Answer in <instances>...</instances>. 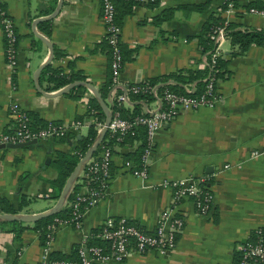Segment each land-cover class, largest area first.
Returning <instances> with one entry per match:
<instances>
[{
  "label": "crops",
  "instance_id": "1",
  "mask_svg": "<svg viewBox=\"0 0 264 264\" xmlns=\"http://www.w3.org/2000/svg\"><path fill=\"white\" fill-rule=\"evenodd\" d=\"M0 1L17 34L16 66L10 71L4 62L0 29V137L14 124L10 103L44 121L68 126L77 118L83 120L89 115L87 100L93 96L90 89L76 84L82 88L52 94L67 83L52 87L48 73L42 70L48 65L66 75L80 76L70 82L84 80L97 90L103 84L109 58L99 0H62L58 11L46 19L42 17L54 9L57 0ZM261 2L264 0L117 2L122 55L119 80L125 85L165 76L166 80L156 79L155 84L164 86L174 83L171 76L178 70L185 73L187 69L202 68L208 56L202 52L197 35L207 17L218 12L225 21L236 22L241 28L264 32V9L248 10L250 3ZM166 9L171 10L170 15L155 20ZM36 33L51 43L52 56L35 75L48 55V47ZM218 59L215 103L179 109L170 121L162 123L152 137L145 177L133 175L122 163L121 152L132 150L134 142L122 146L113 143L110 177L102 197L83 211L78 229L68 223L55 227L50 257L70 254L72 246L79 245L82 237L107 217L124 218L144 232H153L173 197L169 183L202 177L210 194L208 210L199 214L189 197L177 201L174 214L182 218V227L171 249L163 254L154 250L132 253L120 262L97 264L236 263L241 245L250 240L253 230L264 228V42L251 43L240 51L226 36L220 43ZM124 85L115 90L124 93L123 109L131 112L135 103L141 112L158 107L154 95L136 100L127 94ZM181 85L183 92L195 88L192 80ZM103 100L111 108L109 90ZM84 121L77 130L68 127L59 137L0 148V198L16 207L19 197L25 196L26 204L18 213L49 208L56 200L47 183L55 176V169L48 164L49 155L55 150L71 152L74 138L66 132L84 133L88 124ZM81 179L79 171L75 183ZM37 198L40 201L34 202ZM41 244L31 228L14 240L12 233L2 227L0 264H38Z\"/></svg>",
  "mask_w": 264,
  "mask_h": 264
},
{
  "label": "built area",
  "instance_id": "2",
  "mask_svg": "<svg viewBox=\"0 0 264 264\" xmlns=\"http://www.w3.org/2000/svg\"><path fill=\"white\" fill-rule=\"evenodd\" d=\"M117 0H99L100 21L103 26V39L108 45L109 53V95L116 105H121L124 93H116V88L124 84L119 80L122 66L120 49V25L116 20L115 3ZM136 3L148 0H132ZM250 11H263L249 7ZM0 29L4 39V62L6 67L13 71L16 66V42L17 34L14 29L12 18L7 15L0 1ZM213 46L209 51V63L213 65L215 57L220 53V43L226 38L222 25L213 27L210 33ZM215 79L209 77L204 83L203 89L197 95L190 96L188 91L178 92L164 87L157 93L156 86L149 82L143 84L126 85L124 90L134 93H150L157 99L158 107L151 111H145L130 116H122L118 110H112L106 130L118 137L127 131H131L137 125L144 127V146L140 152L137 166L130 159H123V166L131 171L133 175L145 177L151 150L152 137L162 123L170 121L179 109H193L199 105H213L217 100L214 90ZM124 85V86H125ZM9 112L14 124L10 131L0 137V142H20L29 139H46L59 137L66 129L77 130L84 124V120L93 121L92 112L82 119H75L70 125L46 121L44 127L30 130L27 123L29 116L26 111L18 105L10 103ZM103 120L95 121L96 132L99 131ZM138 141L134 140V145ZM111 148L108 145H100L96 154H91L85 162L88 170L81 172L82 179L73 199L68 203L71 207V217L68 224L74 228L80 227L83 211L94 205L103 195L105 186L110 177L109 159ZM81 156V155H80ZM78 156V158L80 157ZM75 183V180L74 182ZM173 187V197L170 206L160 214L153 232L142 231L138 226L130 223L124 218L107 217L100 225L97 232L86 234L82 237L78 248V261L68 259H51L49 256V244L55 228L47 226L46 239L41 244V253L38 264H97L105 261L120 262L132 253H142L148 250L157 251L160 254L167 252L174 245L176 234L181 230L182 218L174 214L177 201L184 197L192 199L194 207L199 214H205L208 210L210 194L205 185L204 178L197 179L180 178L169 183ZM90 239H99L107 242V248L89 245ZM235 264H264V234L260 228L253 230V239L245 241L240 249Z\"/></svg>",
  "mask_w": 264,
  "mask_h": 264
},
{
  "label": "trees",
  "instance_id": "3",
  "mask_svg": "<svg viewBox=\"0 0 264 264\" xmlns=\"http://www.w3.org/2000/svg\"><path fill=\"white\" fill-rule=\"evenodd\" d=\"M117 2H127V4L133 3L132 0H117L116 3ZM221 7L224 8V5H221ZM249 7H253L255 9H264V2H261L260 4L250 3ZM170 13H171V10L166 9L159 16L155 17V20H162L164 18H167L170 15ZM216 25L223 26L225 36L229 37L231 42L236 44L238 47V50L240 51H243L251 43L264 42V32L262 30L241 28L238 23L232 22V21H225L218 14V12H213L203 22L201 30L197 35L198 42H199L202 52L206 53V56H208V59L204 61L203 67L198 68V69H187V70H184L185 73H183V70H178V72L172 74L171 76L174 80V83L165 84L164 86L162 85L156 86V90H161L164 87H167V88L171 87L175 91L183 92L181 84L185 82L186 80H192L194 82L195 88L192 89V91H189L187 94L190 96H194L200 93V91L203 89L204 83L208 80L209 77H212L214 79L217 78V76L220 74V72H218L217 70V67L219 66V63H220L218 56L215 57V60L212 66H210V63H209V51L213 46V41L210 38V33L212 32L213 27ZM105 47L108 52L109 49L106 43H105ZM108 58H109V53H108ZM42 71L43 72L46 71L48 73L47 77L50 81L53 82L52 87L54 88L61 86L63 84H66L80 77V76H74V75H66L62 73L59 69L49 68L48 65L45 66ZM156 79L158 78L142 80L140 82L133 83V84H143V82H149L155 85ZM166 79L167 77L162 76V77H159L158 80L164 81ZM109 82H110V73H109V67H108L105 81L98 88V93L102 99L106 97V94L109 90ZM126 85H131V84H126ZM126 85L124 86L125 88H126ZM80 88H82V86H74L68 89V92L72 90L80 89ZM125 90L127 94L129 93V96L131 98L136 99V100L138 99L147 100V99L152 98V95L150 93H134V92H131L130 90H127V89ZM87 104H88V109H86V113L89 114V110L93 109V112H92L93 121L88 122L86 126V131L84 133L77 132L76 134H73L69 131L66 132V135L74 138L73 150L71 152H63L60 150H55L49 155L48 164L51 165L55 169V176L50 179H47V183L50 185L51 190L53 192V198H57L59 191L61 189V186L66 176L69 174V172L72 170L73 166L75 165L78 159V156L82 155L85 149L93 141L96 135L95 121L103 120V111L97 99L94 96H91L87 100ZM110 105H111L112 110H118L122 116H130L132 114L141 113V111L138 110V103H135L133 111L131 112H128L126 109H123L121 105H116L114 101H110ZM26 113L29 116V118H30V115L32 117V119L30 118L27 123L30 130L33 131V130H36L38 128L45 126L46 121L40 119L34 114H31V113L29 114L28 112ZM62 138L63 137H61L60 139ZM134 140L138 141L135 147L132 150H126V151L123 150L121 152V155L123 159H130L133 162V164L137 166L140 152L145 144L144 127L142 125H137L135 128H132L131 131H127L124 134L120 135L119 137L116 134H111L106 130L102 139L100 140V142L98 143L96 149L92 152V154H96V151L100 147V145L105 144V145L112 147L113 143H117L118 145L122 146L123 144H126V143L132 144ZM109 167H110V161H109ZM86 170H88L87 163L83 165L80 171L84 172ZM79 185L80 183H73L71 190L66 198V202L55 214L41 218L33 223H22V222H16V221L0 222V228L6 227V230L12 233V237L14 240H18L20 238V234L23 230L31 228L38 234L39 241L43 243L46 239V233L48 232L47 226H51L52 228H55L59 223L69 222V219L71 217V207L68 205V203L73 199L74 193L78 190ZM25 204H26V199H25V196L23 195L19 197V201L16 207H13L4 198H0V211L2 213H18V211L22 210ZM260 229L262 233L264 234V228H260ZM99 230H100V227L98 226L95 230H91L90 233L97 232ZM252 239H253V234H251L250 240ZM88 244L107 248V242L103 240H99V239H90L88 241ZM78 248H79V245H74L72 246V250L70 254L68 255L54 254V255H51L50 258L51 259H68V260L78 261L79 260V256L77 252Z\"/></svg>",
  "mask_w": 264,
  "mask_h": 264
},
{
  "label": "water",
  "instance_id": "4",
  "mask_svg": "<svg viewBox=\"0 0 264 264\" xmlns=\"http://www.w3.org/2000/svg\"><path fill=\"white\" fill-rule=\"evenodd\" d=\"M62 0H57V3L54 7V9L48 13L47 15L43 16L42 19H46L49 17H52L57 11L58 7L60 6ZM37 20V19H36ZM39 39L43 41V43L46 44L48 47V55L46 59L37 67L34 74H38L41 67H43L48 61L50 60L52 56V45L51 43L42 35L35 34ZM76 84H82L85 85L90 89L93 96L97 99L102 111H103V124L99 131L96 133L93 141L90 143V145L85 149L83 154L77 159L75 165L73 166L72 170L69 172V174L66 176L61 189L59 191V194L55 200V202L47 209H45L42 212L37 213H0V222H22V223H33L41 218L50 216L55 214L66 202V198L71 190V187L73 185V182L78 175V172L81 170L85 162L88 160L92 152L96 149L98 143L102 139L105 131H106V125L110 119L112 108L108 107L107 104L104 102V100L101 98V96L98 93V90L96 87H94L91 83L84 81V80H76L70 83H67L66 85L62 86L60 89L55 91V93L52 94H58L66 91L71 86H74ZM37 87V86H36ZM38 88V87H37ZM36 142V139L32 138L25 141L20 142H0V148L3 147H22L31 143Z\"/></svg>",
  "mask_w": 264,
  "mask_h": 264
},
{
  "label": "rangeland",
  "instance_id": "5",
  "mask_svg": "<svg viewBox=\"0 0 264 264\" xmlns=\"http://www.w3.org/2000/svg\"><path fill=\"white\" fill-rule=\"evenodd\" d=\"M81 131L83 132V129ZM38 201H40V200H38V198H37V200H35L34 202H38ZM34 202H32V203H34Z\"/></svg>",
  "mask_w": 264,
  "mask_h": 264
}]
</instances>
